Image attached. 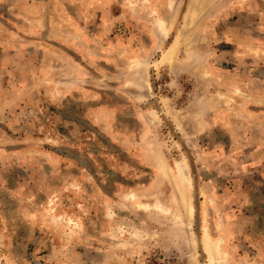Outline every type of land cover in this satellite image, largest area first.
<instances>
[{
    "label": "rangeland",
    "instance_id": "obj_1",
    "mask_svg": "<svg viewBox=\"0 0 264 264\" xmlns=\"http://www.w3.org/2000/svg\"><path fill=\"white\" fill-rule=\"evenodd\" d=\"M0 264H264V0H0Z\"/></svg>",
    "mask_w": 264,
    "mask_h": 264
},
{
    "label": "bare ground",
    "instance_id": "obj_2",
    "mask_svg": "<svg viewBox=\"0 0 264 264\" xmlns=\"http://www.w3.org/2000/svg\"><path fill=\"white\" fill-rule=\"evenodd\" d=\"M136 82H137V81H136ZM140 83H141V82H140ZM137 84H138V83H137ZM142 84H143V83H142ZM138 85H139V84H138ZM139 86H140V85H139ZM143 86H144V85H143ZM144 87H145V86H144ZM144 87H143V88H144ZM146 87H147V86H146ZM142 90H143V89H142ZM181 171H182V173H181L182 177L186 178V176H187L186 174H187V173L184 172L183 168L181 169ZM213 242H214V241H213ZM218 243H219V242H218ZM208 247H209V246H208ZM210 247H211V246H210ZM210 247H209V248H210ZM210 252H212L211 249H210Z\"/></svg>",
    "mask_w": 264,
    "mask_h": 264
}]
</instances>
